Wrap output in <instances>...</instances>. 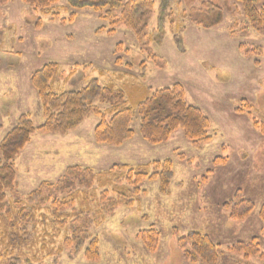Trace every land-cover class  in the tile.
Wrapping results in <instances>:
<instances>
[{
  "label": "rangeland",
  "instance_id": "1",
  "mask_svg": "<svg viewBox=\"0 0 264 264\" xmlns=\"http://www.w3.org/2000/svg\"><path fill=\"white\" fill-rule=\"evenodd\" d=\"M151 1L155 8L140 39L120 22L119 11L113 22L109 9L74 10L69 0L45 12L22 0L0 6V53L17 57L0 73V82L16 80L20 92L0 88V143L22 116L29 115L35 127L45 123L31 79L51 63L59 70L51 85L54 93L80 91L98 80L122 91L134 112V135L119 146L96 140L100 116L66 134H34L15 160L16 187L7 194V200L18 202L15 211L39 189L48 194L73 167L116 174L123 166L151 165L152 176L163 170L156 172L157 164L169 160L173 171L168 194L161 193L160 180H146L141 184L146 194L138 203L95 222L90 233L99 241L100 261L87 260L88 244L77 255L65 246L71 234L55 213L81 209L79 201H61L67 195L43 203L27 231L35 246L22 253L33 261L47 243L49 251L38 254L44 264H207L186 261L179 245L180 239L201 233L218 247L215 264H264V132L257 127L264 128V30L251 26L235 0ZM211 5L222 7L223 23L207 29L217 13ZM176 84L183 86L187 103L210 120L208 142H190L181 130L160 145L141 135L138 102ZM96 106L109 121L111 106L99 101ZM217 159L223 162L216 165ZM103 192L96 184L87 193L91 211L84 207L85 212L93 216ZM152 229L160 234L155 251L140 237ZM9 249L0 227V264L17 262L19 251ZM19 262L27 264L23 257Z\"/></svg>",
  "mask_w": 264,
  "mask_h": 264
},
{
  "label": "trees",
  "instance_id": "2",
  "mask_svg": "<svg viewBox=\"0 0 264 264\" xmlns=\"http://www.w3.org/2000/svg\"><path fill=\"white\" fill-rule=\"evenodd\" d=\"M12 0H0V6L7 5ZM30 8L36 10H45L51 8L60 0H22ZM240 3L243 12L252 27L259 31L264 30V0H235ZM71 8H92L96 11L109 9L108 16L113 22L118 20L116 12H121V23H124L140 38L145 35L148 28L149 16L153 12L155 5L151 0H131L124 3L122 0H69ZM216 11V15L207 29L214 28L221 24L224 16V10L221 6L211 5ZM73 16L71 17L72 20ZM59 74L57 64H47L38 70L32 77V85L38 92L44 108L45 123L40 127H35L29 118V115L22 116L17 126L11 130L0 143V227L5 230V241L10 247L19 251V255L13 264H20L22 257L27 264H44L41 258H38L47 251L48 244L44 243L43 250L36 251L33 261L23 252L22 248L35 246L29 243V234L27 233L30 225L36 223L37 211L42 210L47 201L55 198L59 201L61 196L67 195L61 201H79L80 211L74 210L72 215L66 213L55 214L59 217L60 227H68L71 237L65 241V246L73 248L74 253L80 252L87 246L85 257L89 261H100L99 241L92 237L90 229L95 222H103L106 216L114 213L121 206L133 207L139 202L140 197L146 192H141V184L146 181L160 180L161 193H169L170 182L173 178L172 162L166 161L161 167L156 165V172L163 168L162 172L150 175L151 165L138 166L132 168L123 166L117 168L120 173H101L94 174L89 169L73 167L68 170L66 177L50 189L45 194L44 190L39 189L28 199L26 205H18L15 211V205L18 202L7 200V194L13 193L16 187V169L15 160L31 142V138L36 133L42 134H66L78 128L84 120L91 116H100L102 121L96 130V140L99 143L111 145H122L134 135L132 130V121L134 112L125 101L122 91L114 89L113 86L103 87L98 80H92L85 88L76 92H63L56 94L52 90V82ZM111 106V119L108 121L105 115L96 106L97 102ZM138 115L141 118V135L151 145H160L168 142L172 136L179 130L184 133L185 138L190 142H208V131L211 122L204 113L195 106L189 105L186 101L185 91L181 84H176L172 88L156 90L152 97L149 96L141 100L136 105ZM257 127L264 132V128ZM2 127L0 125V135ZM223 160L217 159L215 164ZM161 167V168H160ZM117 179V180H116ZM122 180L126 184L121 183ZM104 192L95 213L85 212L87 210L91 197L87 193L95 185ZM108 188H112L109 192ZM83 192L85 195H83ZM49 195V198H43ZM97 200V197L94 198ZM92 200V199H91ZM14 215H13V214ZM11 222H7V218ZM41 217L47 222V216ZM64 218V219H63ZM264 220V208L262 211ZM73 219L71 223L69 220ZM21 220V225L18 222ZM20 229V231H19ZM46 236L48 232L45 233ZM160 234L152 229L140 234L142 240L148 244L150 251H155L160 242ZM46 238V237H45ZM27 239V240H26ZM26 240V242H25ZM179 245L183 250L185 260L188 262H197L201 260L207 264H215L218 261V247L212 241L210 236L193 233L187 238L180 239ZM190 246V247H189ZM8 250V248H7ZM61 253V249L59 250ZM9 254V252H8Z\"/></svg>",
  "mask_w": 264,
  "mask_h": 264
},
{
  "label": "crops",
  "instance_id": "3",
  "mask_svg": "<svg viewBox=\"0 0 264 264\" xmlns=\"http://www.w3.org/2000/svg\"><path fill=\"white\" fill-rule=\"evenodd\" d=\"M223 23V22H222ZM2 53V54H1ZM0 53V73L1 72H5V69L10 67V66H13L11 64H13V61H16V58L15 56H10L8 54H5L3 52ZM7 62V64H6ZM18 62V61H17ZM11 63V64H10ZM5 64V65H3ZM10 64V66H9ZM0 88H4L5 89V92H10V90L15 94V91L17 94L20 95V92H19V89H18V85H17V81H7V80H3L2 82H0ZM15 90V91H14ZM3 93L2 95H5L6 93ZM3 98H1L0 96V100H2ZM5 101V100H4ZM6 103V101H5ZM3 106L1 105L0 106V113L3 114Z\"/></svg>",
  "mask_w": 264,
  "mask_h": 264
}]
</instances>
